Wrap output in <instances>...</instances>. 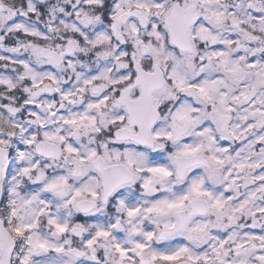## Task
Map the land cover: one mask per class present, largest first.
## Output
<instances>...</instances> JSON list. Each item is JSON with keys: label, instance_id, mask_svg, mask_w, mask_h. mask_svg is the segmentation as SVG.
<instances>
[{"label": "snow or ice", "instance_id": "1", "mask_svg": "<svg viewBox=\"0 0 264 264\" xmlns=\"http://www.w3.org/2000/svg\"><path fill=\"white\" fill-rule=\"evenodd\" d=\"M0 264H264V0H0Z\"/></svg>", "mask_w": 264, "mask_h": 264}]
</instances>
